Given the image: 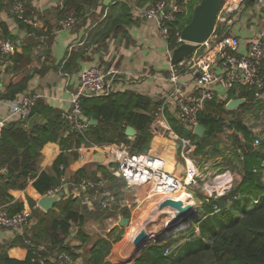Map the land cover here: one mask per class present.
Masks as SVG:
<instances>
[{
	"label": "crops",
	"instance_id": "0c3cea01",
	"mask_svg": "<svg viewBox=\"0 0 264 264\" xmlns=\"http://www.w3.org/2000/svg\"><path fill=\"white\" fill-rule=\"evenodd\" d=\"M22 1L28 13L34 14L35 17L36 24L29 26L30 29L18 23L9 13L8 0H0V44L4 39H9L14 44L10 54L0 59V116L7 112L5 106L7 100L24 93H35L39 95V99L29 121L34 123L33 126L47 122L50 119V116L45 114L47 109H51L53 113H60L70 107V93L77 85L81 71L90 65H100L111 73L112 82L109 95L127 91L142 95L151 101L148 110H138L153 115V121L149 126L151 132L149 148L143 153L163 158L166 170L176 174L179 171L177 168L179 148L177 141L168 130L176 132L174 126L178 124L175 120L172 99L169 97L172 91L171 84L162 79L168 74L172 64L167 53V42L161 38L154 20L137 16L131 8V3L146 6L155 0H91L93 3L87 4L84 11H80V15L77 14L78 22L72 29L58 28L60 18L70 12H75L72 8L62 12L63 0ZM86 1L89 0H85V3ZM185 1V13L180 16L178 23L184 20V17L188 15V9L193 6L192 0ZM114 20H116L115 24L112 23ZM263 24L264 6L256 0H243L241 4L236 5L232 13L228 14L227 22L222 23V26L225 32L228 31L239 38V49L244 50L247 41L259 34ZM70 47L73 48L70 50ZM179 78L185 84L184 88L189 90L191 74L184 72ZM16 85H23V89L12 98L6 97L5 94L9 88ZM228 92L219 89L220 97L214 100L237 99L229 98ZM237 92L235 91V94ZM83 118L90 120L85 115ZM61 134L67 140V148L62 149L59 141L46 143L40 151L38 171L53 174L52 166L63 154L65 169L61 171L60 176L65 175L70 181L77 183L81 178L76 177L77 172L84 171L88 179H105L107 188L116 201L111 210H106L110 212L107 220L119 223L122 218L128 217L129 219L132 216V210H128V206L123 202L126 200L123 199L125 198V183L109 175V170L114 168V164L101 151H89L84 159H79L78 155H72L69 149L79 145L80 142L71 137L66 129H63ZM135 136L126 137L128 140H133ZM5 171L4 168H0V174L5 175ZM13 180H11L12 183H14ZM30 183L31 180L23 189L8 188V192L13 196V202L25 194L31 198L35 197V191L30 188ZM58 186H60V181ZM143 188L145 187L135 189ZM71 190L69 185L60 188V192L64 193L61 200L71 199L81 205L80 197L73 199L69 196ZM127 203L130 204L132 201H127ZM82 207L90 212L83 213L85 220L81 226L72 225L70 243L64 242V245L69 248L71 246L77 248L78 257L73 260L72 264H83L79 254L82 245L87 242V240L85 242L79 240L77 230L88 229L86 223H89V219L97 224L100 219L95 216V213L100 215L106 212L101 209ZM24 208L32 212L33 225L30 234L38 244L47 250H59V246L51 249L47 235L50 230L44 218L61 216V209L55 204L51 209L52 213L48 214V211L37 206V201L34 206L29 207L26 204ZM41 229L44 233L40 236ZM21 238V232L18 230L0 229V247L6 249L9 257L16 259L27 257L28 250L22 244ZM68 260L71 261L70 258Z\"/></svg>",
	"mask_w": 264,
	"mask_h": 264
},
{
	"label": "trees",
	"instance_id": "16d2710c",
	"mask_svg": "<svg viewBox=\"0 0 264 264\" xmlns=\"http://www.w3.org/2000/svg\"><path fill=\"white\" fill-rule=\"evenodd\" d=\"M11 2L13 0H8V3ZM63 2L62 12L72 8L79 15L87 4L93 3L91 0L86 3L85 0ZM197 2L198 0L192 2L193 6ZM193 6H190L187 17L177 24V30L190 20ZM26 13L29 14L27 10ZM16 21L30 29V25L18 19ZM112 23L115 24L116 20ZM175 31L171 33V47L175 45ZM35 36L37 38L36 34ZM262 73L264 74V62ZM22 89L23 85L10 87L5 96L12 98ZM254 92V88L241 87L236 94L235 91L229 90L228 97L243 98L244 102L239 108L254 106L263 109L264 100L257 98ZM227 100L220 102L210 100L206 103L207 108L205 105L199 115V122L206 129L202 137L187 132L179 125L174 127L179 136H189L193 140L196 146L193 155L204 154L207 141L226 126L235 136L240 134L243 140L239 141L236 137L238 142L234 149L236 159L241 164L239 182L223 195L203 198L200 208H197V211L193 210L190 215L188 229L178 235L169 236L164 241L147 244L130 264H264V139H259V145L254 146V135L242 121L231 119L226 124L223 117L212 113L211 109L220 108L224 113L233 116L235 110L225 108ZM81 105L86 117L98 121V124L89 126L87 136L91 141L97 143L125 141L130 144L133 152L143 153L148 150L151 139L149 126L153 121V115L138 111L148 110L151 106L148 98L127 91L116 92L108 96L82 98ZM45 114L50 116V119L43 124L29 127L21 122H10L2 131L0 168L6 171L5 175L0 174V206L8 205L10 213L25 210L26 204L29 207L34 206L42 195L58 185L61 174L59 165L65 163L63 154L54 162L53 174L39 172L37 168L40 151L46 143L59 141L62 149L67 148V140L61 134L64 126L60 113H53L51 109H47ZM126 126H132L137 131L133 140H128L124 134ZM69 133L71 137L81 141L80 137L76 138L74 132ZM70 152L75 156L77 154L74 151ZM231 161L232 158L228 159L226 164ZM76 175L77 178L87 177L84 171H79ZM12 179L14 183L11 182ZM29 180L35 197L31 198L25 194L13 202V196L8 192V188L23 189ZM56 205L62 213L61 216L51 218L47 222L50 230L47 234L49 244L51 249L59 246L60 252L66 253L74 260L78 255L64 245V242L70 236L72 225L81 226L85 216L77 207L79 204L71 199L60 200ZM51 211H48V214H51ZM122 232L121 227L115 240ZM42 233L43 229L40 230V236ZM113 233L112 231L111 234ZM77 236L81 242L86 241L87 235L84 231L77 233ZM33 240L38 244L34 238ZM21 242L24 245L23 241ZM102 243L98 241L91 247L89 259L83 264H126L104 262ZM175 250L178 255L175 254ZM104 252L108 253V249ZM43 255L46 258L43 264H61L64 260L60 255L53 258L47 249ZM31 258L29 252L24 259L9 257L6 249L0 247V264H40Z\"/></svg>",
	"mask_w": 264,
	"mask_h": 264
},
{
	"label": "built area",
	"instance_id": "2783aa9c",
	"mask_svg": "<svg viewBox=\"0 0 264 264\" xmlns=\"http://www.w3.org/2000/svg\"><path fill=\"white\" fill-rule=\"evenodd\" d=\"M264 6L263 0H256ZM240 0H223L217 16V22L211 36L201 44H194L193 52L186 58L171 64L168 74L163 76L165 82L171 84L170 98L175 110V120L187 132L193 133L194 127L200 123L199 115L210 100L219 99V89L223 91H238L241 87L254 88V95H264V24L259 34L249 39L244 50L239 49V38L230 32H225L222 23L227 22L229 13H232ZM185 0H155L146 6H137L131 3V8L137 16L155 21L161 38L167 42V53L171 58L174 48L184 43L177 30L178 20L185 13ZM9 13L15 19L25 24L35 26L34 14H27L22 0H13L8 6ZM78 22L75 12H70L59 19V29H72ZM175 31V45L170 46L171 33ZM14 44L4 39L0 44V59L10 54ZM73 47H70V50ZM201 49V52H198ZM188 72L192 79L191 88L186 90L181 74ZM111 73L100 65L85 67L79 76L78 83L70 93V107L60 112L61 123L68 132H74L76 138L80 137L79 145L73 146L69 151L77 153L79 159H84L89 151H101L114 164L109 175L125 183V191L137 187L147 188L145 198L159 197L156 206L165 198L173 197L186 185L196 184L201 177L198 167L192 159L195 144L189 136H179L176 132L168 130L179 145V156L185 163L184 178H179L168 172L165 160L149 153L133 152L129 143L125 141L97 143L87 136L89 120L83 118L81 100L92 96H107L111 92ZM39 99L35 93H24L5 102L6 114L0 116V139L6 125L14 120L25 126L33 113ZM260 140L254 139L253 145L258 146ZM59 169L64 171V165ZM60 186L47 191L46 194H57L64 185L72 190L69 194L73 199L80 197V204L91 209L111 210L115 204L114 196L107 188L105 179L91 180L81 177L77 183L72 182L65 175L59 178ZM80 192V194H79ZM64 195V193H63ZM134 202L139 198L133 193ZM63 197V196H62ZM178 199L177 197H173ZM125 199V198H123ZM124 204L131 208L132 203ZM33 225L31 210H22L10 213L8 205L0 206V229L18 230L22 241L31 255V259L40 264L46 260L44 246L36 244L30 234ZM61 259H69L64 253Z\"/></svg>",
	"mask_w": 264,
	"mask_h": 264
},
{
	"label": "rangeland",
	"instance_id": "374dc122",
	"mask_svg": "<svg viewBox=\"0 0 264 264\" xmlns=\"http://www.w3.org/2000/svg\"><path fill=\"white\" fill-rule=\"evenodd\" d=\"M194 1L197 0H193V2ZM189 10L190 8L188 9V14ZM198 52L200 53L201 49H198ZM259 98L261 99V101L264 100V95ZM220 101L222 100H219V102ZM234 110L235 113L233 116H231L230 114L224 113L220 108L211 109L212 113L217 116L223 117L226 124L230 122L231 119L242 121L252 131L254 138L263 140L264 107L263 109H259V107L247 106L246 109L237 107ZM236 137L239 139V141L243 140L240 134L235 136L233 131L229 129L228 126H226L222 131L217 133L216 136L211 137L207 141L206 147L204 149V154H192L191 157L198 167L200 176L205 178L200 179L198 182H196V184H192L190 186L186 185L183 190L189 194V201L187 202H191L196 211L197 208H200L203 202V198L218 197L220 195H223L239 182L241 164L238 162L234 154V149L238 142V139H236ZM230 158H232V161L229 164H226L227 160ZM177 163V168L179 169V171L174 175L182 179L184 178L185 163L184 160L180 158V156L177 158ZM145 189L147 190V188H143L141 190L135 189L128 192L125 191V199L127 201H132L131 208H127L130 211L132 210V216L129 218V223L126 226L122 227L123 232L120 234V237L117 240H115V238L116 235L120 232L121 227H119V223L117 221L107 220L110 212L106 211L104 213H101L100 215H98L99 213H95V216L100 219V222H98L97 224H94L89 219L90 217H87L89 219V223H86V227H88V229L77 230V233L84 231L86 233L92 234H87V242L82 245V249L79 254V256L81 257V262H85L87 259H89L90 249L98 241H101V243L103 242L102 260L104 262L121 263L126 261V259H121V255H119L118 251L121 250L120 248L126 243V240L129 241V239L131 238L129 237V234L136 227L138 228L137 232L144 227L148 233H154L155 235H158L160 237H163L170 231L176 230V227H173L174 225L171 226L169 230H164V226L171 218L172 211L170 209H166L164 210V212H156L157 208L155 210L154 208L159 197L152 196L149 198H145ZM133 193L139 196V202H134ZM77 207L84 214L90 212L81 205H78ZM153 212L154 214L152 216ZM50 219L49 217L44 218V220H46L47 222ZM142 221L144 222L143 226H141ZM112 231L114 232L113 234H111ZM70 240L71 237H68L66 241L70 243ZM153 242L154 241L151 240L147 244ZM70 249L73 253H77L76 247L71 246ZM106 249H108V253L104 252ZM48 251L52 254L53 258H56L57 255L62 254V252H60L58 249L54 251ZM130 251L131 250L128 251V254H130ZM138 254L139 253H137V255ZM175 254L178 255L176 250ZM72 262V259L71 261L64 259L61 264H72ZM131 262H133V260L130 262L128 261L127 264H130Z\"/></svg>",
	"mask_w": 264,
	"mask_h": 264
},
{
	"label": "water",
	"instance_id": "95a60500",
	"mask_svg": "<svg viewBox=\"0 0 264 264\" xmlns=\"http://www.w3.org/2000/svg\"><path fill=\"white\" fill-rule=\"evenodd\" d=\"M242 1L243 0H240L239 4H241ZM222 2L223 0H199L197 4L193 6L190 20L180 29V37L184 43L180 44L172 51V64H176L182 59L188 57L194 50V44H201L211 36L217 22V16ZM243 102L244 100L242 98L230 99L227 101L225 108L227 110H234ZM89 123L90 125H95L98 123V121L91 118ZM33 124L34 123L32 121H28L27 123L29 127H32ZM205 130V127L201 123H198L194 127L193 134L197 137H202ZM124 134L127 137L132 138L135 136L136 131L132 126H126ZM177 147L179 148V145H177ZM62 196L63 192H59L57 194H44L37 200V206H39L44 211H49L56 203L61 200ZM166 209H170L173 215L164 226V230H169L173 225V227H176V230L170 231L168 234L160 237L154 233H148L144 227L141 228L133 239L134 248L132 249L130 257L121 263L127 264L128 261L130 262L134 260L137 253H139L149 241L152 240L155 243H158L162 240H165L169 236L178 235L184 230L188 229L190 215L193 210H195L191 202H184L179 198L175 199L173 197H167L158 204L157 212H164ZM128 223V218H122L119 221V226L124 227Z\"/></svg>",
	"mask_w": 264,
	"mask_h": 264
},
{
	"label": "bare ground",
	"instance_id": "6f19581e",
	"mask_svg": "<svg viewBox=\"0 0 264 264\" xmlns=\"http://www.w3.org/2000/svg\"><path fill=\"white\" fill-rule=\"evenodd\" d=\"M139 193V192H138ZM172 196L173 197H177V198H179V199H181L182 201H184V202H187V201H189V194L188 193H186V192H184V190L183 189H180L177 193H175V194H172ZM157 208V206H155V208H154V210ZM157 212V211H156ZM153 214H154V212L152 213V216H153ZM173 215V213L171 214V216ZM151 216V217H152ZM168 220V219H167ZM166 220V221H167ZM165 221V222H166ZM144 225V222L142 221L141 222V226H143ZM137 230H138V228L136 227V228H134L132 231H131V233L129 234V237H131L130 239H129V241L128 240H126V243L119 249L120 251H118V253H119V255H121V259H128L129 257H130V255H131V252H132V249L134 248V244H133V239H134V237H135V235H136V233H137ZM127 238V237H126ZM129 250H131L130 251V254H128V251Z\"/></svg>",
	"mask_w": 264,
	"mask_h": 264
}]
</instances>
